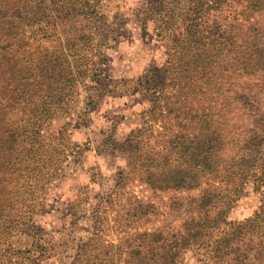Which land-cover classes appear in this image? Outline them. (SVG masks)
I'll return each instance as SVG.
<instances>
[{"label": "trees", "instance_id": "16d2710c", "mask_svg": "<svg viewBox=\"0 0 264 264\" xmlns=\"http://www.w3.org/2000/svg\"><path fill=\"white\" fill-rule=\"evenodd\" d=\"M58 1L0 0V264H11L6 254L11 246L9 234L30 224L38 205L20 197L49 183L54 175L48 180L37 174L27 176L28 186L24 180L15 189L6 177L15 163L11 154L45 147L60 153L61 142L68 140L67 123L55 127L48 142L40 139L39 130L74 93L78 72L72 74L64 52L80 38L72 27L57 54L55 48L38 45L27 54L6 37L31 12L36 17L33 23L42 22L38 16L48 10L35 8L55 6ZM224 1L215 0V6L193 4L195 12L194 6H182L177 15L185 24L182 31L178 29L163 72L158 70L161 78L154 68L156 77L150 82L164 91L153 100V117L184 109L180 122L167 123L159 140L151 139V146L144 142L143 152L142 147L133 150L141 151L134 163L144 169L149 188L177 194L168 204L174 216L168 226L179 220L167 231L159 227L142 231L137 226L139 231L125 240L131 264H176L186 250L205 257L206 264H264V0H235L240 6H224ZM207 10L222 17V22L209 28L206 19L194 20L193 14ZM173 13H164L166 23ZM75 15L67 20L75 21ZM165 35L171 36L170 32ZM21 101L26 102L28 115L20 113L25 123L16 130L9 115ZM55 162L57 168L60 164ZM247 182L261 196L258 208L244 221H226ZM143 205L139 200L136 206L142 210ZM155 209L151 206V213ZM86 262L100 264L95 256L78 264Z\"/></svg>", "mask_w": 264, "mask_h": 264}, {"label": "rangeland", "instance_id": "374dc122", "mask_svg": "<svg viewBox=\"0 0 264 264\" xmlns=\"http://www.w3.org/2000/svg\"><path fill=\"white\" fill-rule=\"evenodd\" d=\"M234 1L226 0L223 5L240 6ZM214 2L59 0L55 6H34L39 11L48 10L44 16L37 15L42 22L33 23L36 17L31 12L30 18L10 31L12 35L8 34L7 40L17 49L22 46L27 54L35 51L37 45L55 48L57 54L72 27L78 32L76 37L80 36V42L77 39L64 52L65 60L73 66L72 74L78 72L74 76V93L39 130L40 139L48 142L55 127L67 123L68 140L61 142L57 149L60 153L52 147L38 148L29 154L21 152V163L18 156L11 154L15 163L7 169L6 177L15 189L24 180L28 186L27 176L37 174L48 180L54 174L49 183L20 197L38 205L31 213V223L22 231L19 228L9 234L11 246L6 254L11 264H78L94 256L100 264H131L129 241L126 242L129 234L155 227L167 231L178 223L176 218L168 226L174 217L168 204L174 202L171 197L177 194L149 188L144 169L134 163L135 154L141 151L133 150L142 147L145 151L146 143L151 146V139H160L167 123L180 122L183 106L173 113L162 112L156 119L153 117V100L163 89L150 80L156 77L154 68L163 72L178 29L182 31L185 24L177 15L179 9L194 6L195 12L196 3L215 6ZM166 11L175 12L167 23ZM73 14L75 21L67 20ZM192 16L198 23L206 19L209 28L222 22V17L212 10ZM49 20L50 24L45 23ZM167 32L171 36L167 37ZM161 72H157L159 78ZM25 103L21 101L17 110L11 109L12 129L18 130L25 123L20 118V113L28 115ZM54 162L60 165L56 168ZM260 197L247 182L227 212L226 221L250 218ZM139 200L144 203L142 210L136 206ZM151 206L156 208L155 214L151 213ZM206 262L205 257L186 250L176 264Z\"/></svg>", "mask_w": 264, "mask_h": 264}]
</instances>
